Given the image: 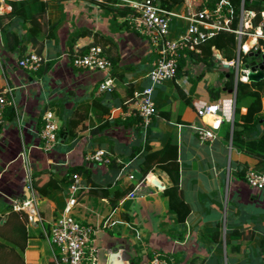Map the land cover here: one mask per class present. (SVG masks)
Instances as JSON below:
<instances>
[{"label":"crops","instance_id":"0c3cea01","mask_svg":"<svg viewBox=\"0 0 264 264\" xmlns=\"http://www.w3.org/2000/svg\"><path fill=\"white\" fill-rule=\"evenodd\" d=\"M43 1L46 31L52 28L53 34L42 45L46 71L21 69L19 52L9 50L7 37L0 32V91L10 87L15 98V106L6 111L0 125V245L12 244L7 249L12 250L10 258L20 264H54L49 232L70 205L78 221L96 230L91 246L98 264H147L156 253L169 264H264V194L250 188L240 174L264 167L258 159L231 148L232 137L225 139L222 131L225 122L231 132L234 129L236 94L225 88L231 72L225 62L230 61L216 49L213 56L221 58L216 71L189 60L182 77L155 89L156 116L144 131L140 118L132 115L134 94L150 86L148 76L161 58L159 51L131 30L122 16L92 2L104 0ZM3 8L1 15L11 13L4 1ZM173 10L182 12L184 6ZM30 38L27 34V54L35 51ZM92 46L102 47L113 62L117 89L112 94L99 92L106 74L71 64ZM214 72L223 86L213 82ZM179 89L187 100L181 99ZM212 89L220 92L217 99ZM203 102L220 106L216 115H208L214 117L213 124L208 116L201 119L197 114L196 106ZM47 111L55 114L60 126V142L52 152L43 149L41 137ZM241 112L245 114L247 108ZM203 122L220 128L218 140L200 142L196 128ZM263 135L264 119L252 138ZM171 141L178 146L180 188L191 206L185 223L178 221L164 195L173 185L168 173L171 163L161 167L156 163ZM97 151L110 156L116 167L87 162L86 157ZM144 162L154 166L150 174L162 181L164 191L139 180ZM71 169L81 170L76 175L84 185L76 198H72ZM117 184L123 189L135 185L136 198L130 193L118 204L105 198L106 190ZM25 200L34 203L40 223H28L19 212L20 217H13V203ZM227 235L233 236L230 242Z\"/></svg>","mask_w":264,"mask_h":264},{"label":"built area","instance_id":"2783aa9c","mask_svg":"<svg viewBox=\"0 0 264 264\" xmlns=\"http://www.w3.org/2000/svg\"><path fill=\"white\" fill-rule=\"evenodd\" d=\"M107 4L116 8H128L129 12L123 17L128 27L139 36L146 39L161 56L156 66L149 73L150 86L134 94L135 112L132 114L140 118V125L147 131L156 116L154 102L155 89L166 81L176 78L179 61L182 53L191 51L201 54V46L208 40L215 39L220 33H229L235 36L239 45L237 61L225 62L229 68H234L235 82L248 83L249 71L242 66L245 57L258 49H264V11L261 12L262 20L254 25L257 12L245 8V0L237 6L231 0H184L181 5L184 11L167 10L160 6L157 0H106ZM104 0V2H106ZM256 1V0H254ZM174 19L187 23L186 31L177 39L170 38V27ZM251 43L246 49V45ZM219 62L221 58L213 56ZM46 64L45 59L35 51L28 53L18 61L24 71L38 73ZM72 66L78 70L101 72L106 74L99 84V92L112 94L116 91V79L112 75L113 62L107 57L100 46H92L85 54L76 55ZM221 76V74H220ZM222 75V79L224 78ZM236 91V90H235ZM15 106L14 91L7 87L0 91V125L5 121L4 116L8 108ZM217 103L203 102L196 106L197 114L201 119L219 112ZM45 126L42 131L43 149L51 152L55 149L60 138V126L55 114L47 111L44 116ZM198 139L201 143H213L220 137V128L207 122L196 128ZM232 148V139L230 141ZM24 158L27 156L24 154ZM87 162L110 164L111 159L104 151H97L86 157ZM130 179H134L130 176ZM72 198L84 189L81 178L72 176ZM248 186L264 194V168H249L245 174ZM133 197V193L130 194ZM13 209L19 212L28 223H40L35 205L32 201L14 202ZM72 206L68 205L65 213L58 217L49 232V241L53 246L54 264H98L96 249L91 246L96 233L94 226L78 221L71 214ZM147 264H169V260L156 253Z\"/></svg>","mask_w":264,"mask_h":264},{"label":"trees","instance_id":"16d2710c","mask_svg":"<svg viewBox=\"0 0 264 264\" xmlns=\"http://www.w3.org/2000/svg\"><path fill=\"white\" fill-rule=\"evenodd\" d=\"M11 8L10 14H0V32L4 33L7 37L8 47L10 51L19 52L20 59L25 57L28 51V46L25 43L27 34L31 35L30 42H32L35 52L42 56L44 51L43 42L46 38L53 37L52 28H48L46 31V14L47 3L43 0H3ZM106 1V0H105ZM162 8L167 10H173L175 7L181 5L184 0H157ZM235 5H239L241 0H231ZM97 6L109 10L116 16H126L129 12L128 8H116L107 4L106 2L92 1ZM2 0H0V8ZM245 8L257 12V16L254 20V25H258L261 20V12L264 11L262 5H254V0H245ZM17 26L20 29H17ZM25 33V34H24ZM201 54H196L191 51H187L184 55L182 53L179 61L177 78L182 77L186 72L184 68L187 66L188 61H195L197 63L204 64L208 71H216L215 58L213 57V49L220 51L228 61H234L236 59V40L233 34L220 33L217 38L208 40L199 46ZM248 57V56H247ZM245 57V60H247ZM46 67V66H45ZM44 67V68H45ZM42 68L40 72L46 71ZM225 88L227 90H236V109L234 129L231 132V125L229 123H223L222 131L225 139L232 137V146L237 151L244 153L248 156L254 157L259 160L260 164L264 167V135L260 138H252L257 134L261 121L264 119L263 110V98H264V81L259 83H235L234 72H228ZM196 84L193 85L191 93L195 92ZM212 97L217 99L220 92L210 91ZM181 99H186V94L179 89ZM187 100V99H186ZM188 102L184 103V109L188 106ZM245 105V106H244ZM242 107L247 108V112L242 114ZM12 109V107L8 108ZM7 109V110H8ZM169 119V116L167 117ZM179 121H181L179 119ZM52 152V151H51ZM166 161H170L171 168L168 173L171 177L173 185L164 191V195L167 198V204L169 208L176 213L178 221L185 223L191 215V206L186 202L183 191L180 188V168L178 163V146L174 141L169 142L166 147L159 153V160L156 162L161 167ZM112 167H116L115 162L111 163ZM141 173L139 180H146L147 176L153 172L154 166L149 163H141ZM81 170H70L71 177L78 175ZM241 178L245 181L244 170L240 172ZM135 185H130L126 189L120 187L119 184L114 190H106L105 198L118 204L123 201L130 193L135 190ZM17 217V212H13ZM18 217L19 214H18ZM21 233L22 230L18 228ZM13 236V234H12ZM23 236V235H22ZM227 242H230L232 235H227ZM11 239L8 237L7 240ZM15 241V240H13ZM12 241V242H13ZM16 242V241H15ZM17 243V242H16ZM12 245V244H10ZM8 243L0 245V264H20L21 261H16L10 258L12 250H7L11 247ZM261 253L264 255V239L262 240Z\"/></svg>","mask_w":264,"mask_h":264},{"label":"water","instance_id":"95a60500","mask_svg":"<svg viewBox=\"0 0 264 264\" xmlns=\"http://www.w3.org/2000/svg\"><path fill=\"white\" fill-rule=\"evenodd\" d=\"M254 5H262L264 7V0H256ZM226 68H229L228 65H225ZM243 68L248 72V83H259L264 81V49H258L256 52L249 53L247 60L243 64ZM231 72H234V68H229ZM221 74V78H222ZM229 77V75L227 76ZM226 91V90H225ZM229 93H235L234 90H229ZM154 188H157L160 191L165 190V186L162 181L158 179L154 174H149L146 178Z\"/></svg>","mask_w":264,"mask_h":264},{"label":"rangeland","instance_id":"374dc122","mask_svg":"<svg viewBox=\"0 0 264 264\" xmlns=\"http://www.w3.org/2000/svg\"><path fill=\"white\" fill-rule=\"evenodd\" d=\"M3 1V0H2ZM4 11V8L3 9H1L0 8V11ZM186 27H187V23L185 22V21H183V20H177V19H174L173 20V22H172V24H171V27H170V37H171V39H177L181 34H183L185 31H186ZM224 58V57H223ZM216 63V62H215ZM216 65H217V63H216ZM243 67V66H242ZM215 74H213L211 77H212V79H213V82L215 81L216 83H218V84H220V85H224V82L221 80H218V76H217V72H214ZM177 79V76H176V78L174 79V80H172V81H175ZM59 142H60V139L58 140V144H59ZM57 144V145H58ZM56 148V147H55ZM110 157V156H109ZM111 159V158H110ZM113 161L111 160V163H112ZM132 180H134V179H132ZM132 194V193H131ZM130 198H132V199H135L136 198V194H135V192L133 193V197H130ZM240 208H248L247 210H250V208H255L254 206H252V205H250V206H244V205H242V206H240ZM240 217L241 218H244L245 217V214H243V213H241V215H240Z\"/></svg>","mask_w":264,"mask_h":264},{"label":"bare ground","instance_id":"6f19581e","mask_svg":"<svg viewBox=\"0 0 264 264\" xmlns=\"http://www.w3.org/2000/svg\"><path fill=\"white\" fill-rule=\"evenodd\" d=\"M214 117L208 116L207 121L213 124Z\"/></svg>","mask_w":264,"mask_h":264}]
</instances>
